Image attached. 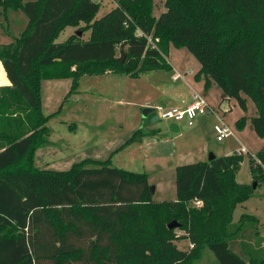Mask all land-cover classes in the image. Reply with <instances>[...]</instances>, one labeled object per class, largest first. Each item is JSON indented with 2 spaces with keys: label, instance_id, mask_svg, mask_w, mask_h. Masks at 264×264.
<instances>
[{
  "label": "trees",
  "instance_id": "trees-1",
  "mask_svg": "<svg viewBox=\"0 0 264 264\" xmlns=\"http://www.w3.org/2000/svg\"><path fill=\"white\" fill-rule=\"evenodd\" d=\"M0 7L1 14L21 10L28 18L19 37L0 44L11 82L0 86V134L7 140L0 142V264H192L204 247L218 264H264L259 218L244 213L234 221L237 206L255 190L237 180L243 153L177 166L178 197L164 201L153 200L147 173L112 164L115 153L145 136L143 128L106 161L85 160L67 170L40 169L33 161L21 167L34 150L50 145L48 122L62 109L43 112L44 80L71 78L67 99L85 75L138 78L172 70L171 46L197 58L196 77L206 90L218 85L243 109L241 93L251 96L252 125L264 136V0H117L102 17L100 0H0ZM82 22L89 39L72 34L57 42L64 26ZM245 122L238 119L237 128ZM255 156L250 170L258 186L264 148ZM175 220L179 226L169 229ZM179 229L191 251L176 246Z\"/></svg>",
  "mask_w": 264,
  "mask_h": 264
},
{
  "label": "rangeland",
  "instance_id": "rangeland-1",
  "mask_svg": "<svg viewBox=\"0 0 264 264\" xmlns=\"http://www.w3.org/2000/svg\"><path fill=\"white\" fill-rule=\"evenodd\" d=\"M100 2L101 8L98 12L97 17H102L111 9H113L114 6H116L113 0H100ZM155 9L156 14H158L160 10L164 9L163 2L159 1ZM1 11L2 8L0 7V44H7L10 43L14 39V37H19L22 34L27 26L26 23L28 22V18L26 14L21 10H10L7 15L3 13L1 14ZM85 25L86 24L82 22L77 26H64L58 35L57 42L65 41L68 36L72 34H77L78 36H80L79 32H82L80 36L81 38L85 40L89 39L90 30H87ZM168 59L173 62V64H175L178 70H184L183 72H187L188 69H192L196 73H198L201 67L197 58L185 47L176 48L172 46ZM152 72L154 73L153 77H157V75L166 73L163 70ZM148 73L149 72L141 74V77L147 75ZM85 77L83 78V81H85ZM141 77H129L131 78L132 85L130 94H132V98H134L131 99V101H136L138 102V104L140 102V98H143V94L145 92L143 91V93H141L139 89L138 91L136 89V86L141 87L143 86V84H145V82H143L144 78ZM63 83L65 85V82ZM69 83H71V81ZM168 85L172 84L169 83ZM202 92H205L204 94L209 103L218 109L219 115L223 119V122L231 127V129L235 133L234 135L226 137L223 141H218L214 127L221 121L218 117L210 115L212 120H206L208 122L202 128V137L208 144V147L203 148L202 150L203 155L201 154V151H197L195 152V154L187 155V157L179 155L178 153H173L172 150L174 149V145L172 143V140H167L163 142L165 143V150H161L159 149V147H155V150L163 153H159L158 156H156V153H151L148 160V162L150 163L149 165L146 162V158L148 159V155H145L143 153L145 150L142 148H138L137 145L139 144L136 143H134L133 146L126 150L122 149L118 151L115 154V157L113 155L111 158L113 163H115L118 167L127 169L129 171L150 174V182L152 183L151 186H156L157 182H159L158 190L155 194L153 193V200L155 201L174 200L178 197L176 184L177 166L198 162L200 160H207L211 153L215 154L216 156L230 155L235 152H239L243 146H246L250 150V153H243L244 162L242 163L241 170L237 174V180L241 183H248L250 185L254 184V176L250 170L251 155L256 154L264 148V136L258 135L252 125V118L257 115V106L255 101L251 96L241 93V95L246 99L247 105L246 108L243 109L235 97H227V99H223L226 95L223 90L216 84L212 85L211 88L207 91L204 90ZM81 96H78V98L75 96H69L62 106L59 116L53 119L50 123V127L53 131H51L50 140L56 141V146L58 148H61V150L63 149L61 151L62 155L59 154L60 151L57 148L50 149L47 152L46 149L49 147L47 145L42 147V149L34 150V152H32L22 162V168H28L29 163L33 161V166L40 169L60 168L62 170H67L70 169L74 164L80 163L85 160H95L93 158H107L112 148L119 146L126 140L129 133L125 137L120 136L119 138L112 139L114 141L110 139L109 143L105 144V142L109 139L108 137L113 136V134L116 132V130H112V128L116 125H114L112 122H107L106 128L104 129L105 125L99 126L95 122L88 125L84 122H86L87 117L90 115L94 114V116L98 118L99 112L104 111L105 113H107L108 107L107 105L100 104L98 100H95L96 95L94 94L88 95V97L90 98H88L89 101L86 103L83 102V97H85L84 94H82ZM56 97L57 93H55V99ZM78 99L80 101H78ZM138 106H135L133 104L126 105V107L131 109V113L133 115L137 110V115L134 120H140L141 122L139 125H137V129L143 128L148 130L149 128H157V133L162 132V134L163 132L167 131L166 129H169V132L172 133L169 128L170 121L160 119L155 123H149L142 116V111L146 107H140V105ZM84 107H86V110L88 111L87 116H85L83 113ZM242 117L246 118L245 126L243 127V129H238L236 126V122ZM180 125V132L182 134L186 133L188 129L193 127L188 126L184 121L181 122ZM125 126L126 129L129 127V125ZM1 127L2 125H0V131L2 130ZM7 131H9V129H7ZM127 132L128 131H126V133ZM116 134L120 135L124 133L116 132ZM174 134H179V132ZM163 138H166L165 134ZM181 139L183 145L186 146L188 139L187 133ZM4 141L7 142V140L2 138L0 134V142L3 143ZM99 144H102V146H100L99 149H94ZM67 146H69V148H67ZM70 146H72V148L75 150H72ZM128 146L129 145H127L126 147ZM153 165H157L158 167L155 166V169L153 170L149 169ZM19 167L20 165H18L14 170L19 169ZM254 194L255 196L251 200L252 205H249L251 211L250 209H248L247 212L255 214L260 219V233L262 236H264V180H261L259 182V185L254 190ZM238 211L239 209L235 213V222L239 221ZM175 232L180 235V238L175 241L176 246L181 250L191 251L192 247L190 241L184 237V231L179 229ZM192 264H218V261L213 252L209 248L204 247L201 252V258Z\"/></svg>",
  "mask_w": 264,
  "mask_h": 264
},
{
  "label": "crops",
  "instance_id": "crops-1",
  "mask_svg": "<svg viewBox=\"0 0 264 264\" xmlns=\"http://www.w3.org/2000/svg\"><path fill=\"white\" fill-rule=\"evenodd\" d=\"M27 1H29V0H27ZM162 10H160L159 13ZM159 13H158V15H159ZM27 23H26V25H27ZM169 62L171 63V65L173 67L172 70L165 71L166 73H164L162 75H157V77H153V74H154L153 72H149L147 75H144L142 77L140 75L141 78H144L143 82H145V84H143V86H141V87L136 86V89H137V91L139 89L141 93H143V91H145V92L143 94V98H140L139 104L136 101H133V100L131 101V99H134V98H132L133 95L130 94V91L132 89V85H131V78H129V77H131V76L125 75V74L124 75L115 74V73H111V72L103 74V75H85L87 77L83 76L81 78L82 80L80 79V81H82V82L79 83L76 92L74 94H72L70 97L75 96L78 98V96H81L82 94H84L85 97H83V102L86 103L89 101L88 100V98H90V97H88L89 94L96 95L95 100H98L100 104L107 105L108 112L107 113H105L104 111L99 112L98 118H96L94 116V114L90 115L87 117L86 122H84V123L90 125L91 123L95 122L99 126L105 125V127H104V129H105L106 123L112 122L114 125H116V126H114L115 128L114 127L112 128V130H116V132L124 133V134L119 135V134H116V132H115L113 134V136L108 137L109 139H108V141L105 142V144H108L110 139L111 140L116 139V138H119L120 136L125 137L129 133L127 138H126V140H127L131 137L132 133L135 130H137V125H139L141 122H140V120H138V121L134 120V118L137 115V110L135 111V114L133 115L131 113V109L126 107V105L133 104L135 106L140 105V107H153V108H156L159 106H162L165 108L185 107L191 102L193 94L195 92H201L205 96V94H204L205 92H202V91H204V90L207 91V90L205 89V86H204L205 82H204L203 78L198 79L196 77L197 73L192 69H188L187 72H183L184 70H178V68H176V66H175V64H173V62H171L170 60H169ZM179 73H181L183 75V77H176ZM84 77L86 78L85 81H83ZM140 77H138V78H140ZM69 80L71 81V83H69L70 82ZM63 82H65V85ZM72 82L73 81L71 78L49 79V80L43 81V83H42V108H43V112L46 115L53 114L62 108V106L65 103L66 96L72 87ZM169 83H171L172 85H168ZM9 85H11V82L8 78V75H7L6 70L4 68L3 62L0 59V86H9ZM213 85H215V84H213ZM68 89H69V91H68ZM55 93H57L56 99H55ZM223 99H227V96H225ZM78 101H80V100L78 99ZM83 113L85 116L88 115V111L86 110V107H84ZM58 116L59 115L50 119V121L48 122L49 127H50V123L52 122V120L57 118ZM205 116H208V117H205ZM198 119H197L198 122L196 120L195 125H193V127L188 129V131L186 132L187 138H188L186 146L183 145L182 139H181L183 136H185L186 133L182 134L180 132L181 131L180 123L178 124L175 122H170L169 128H170L172 133L169 132V129H166L167 131L163 132V134H162V132L157 133V131H156L157 128H149L148 130L144 129L145 136H143L139 141H135V142L129 144L128 147H125L122 149L126 150V149L130 148L131 146H133L134 143L139 144V145H137V147L142 148L147 152L146 153L144 151L143 153L145 155H148V159L146 158V162L148 165L150 164L148 162V160H149L151 153L152 154L156 153V156H158L159 153H163V152H158L157 150H155V147H159V149L165 150L166 149V148H164L165 143H163V142L167 141V140H172V143L174 145V149L172 150L173 153H178L179 155H183V156L187 157V155L195 154V152L201 151V154L203 155L202 150H203V148H207L208 144L202 137V128L207 124V122L209 120H212V119H211L210 115H202L201 117L199 116ZM206 120H208V121H206ZM125 125H129V127L126 129ZM51 131H52V129H51ZM126 131H128V132L126 133ZM178 132H179V134H174V133H178ZM164 134H165L166 138H163ZM234 134L235 133H233L232 135H234ZM50 139H51V136H50ZM126 140L122 144H120L119 146L112 148L110 150L107 158H105V159L93 158V159L98 160V161H106L112 155L113 151L120 148L126 142ZM112 141H114V140H112ZM50 142L51 143H50V145H48L49 147L46 149V151L48 152V150H50V149L57 148L60 151L59 154H61V151L63 149L61 150V148H58L56 146V141L50 140ZM100 146H102V144L97 145V147H95L94 149H99ZM67 148H69V146H67ZM70 148L72 150H75L72 148V146H70ZM243 148H246L250 152V150L246 146H243L240 149V151ZM40 149H42V148H40ZM122 149H120V150H122ZM115 154H114V157H115ZM207 160H209V158ZM200 161H206V160H200ZM112 164L114 166H117L115 163H113V161H112ZM155 166H157V165H155ZM155 166L153 165L149 169L153 170V169H155L154 168ZM172 167H174V166H172ZM56 170H62V169L58 168ZM148 179L150 182L151 181L150 180V174H148ZM153 181H155V180H153ZM158 183L159 182H157V184L155 186L154 194L158 190ZM150 184H152V183L150 182ZM244 184H248V183H244ZM254 196H255V194L253 195V197ZM253 197H251L249 200H247L243 204H240L237 206L235 213L239 209V211H238L239 219H240L242 214L249 213V212H247V210L250 209L249 205L250 206L252 205L251 200ZM152 198H153V196H152ZM242 211H244V212H242ZM250 211H251V209H250ZM235 213H234V217H235ZM250 214H253V213H250ZM253 215H255V214H253ZM190 244H191V247H193L191 242H190Z\"/></svg>",
  "mask_w": 264,
  "mask_h": 264
},
{
  "label": "built area",
  "instance_id": "built-area-1",
  "mask_svg": "<svg viewBox=\"0 0 264 264\" xmlns=\"http://www.w3.org/2000/svg\"><path fill=\"white\" fill-rule=\"evenodd\" d=\"M117 5V0H113ZM139 35H145L141 31ZM147 39L152 47H156L155 41L151 36H147ZM176 77H183L179 73ZM155 110L159 114L160 119L167 120L170 122L181 123L186 122L188 126H193L196 123V120L199 116L202 115H214L220 119V123L216 124L214 129L217 135L218 141H223L226 137L232 135L234 132L231 127L223 122V119L219 115V111L216 107L208 102L206 97L201 92H195L193 94L191 102L185 107H169L165 108L162 106L156 107ZM250 153L246 148H243L239 153ZM254 157L255 154H252ZM198 205H201V201L197 202Z\"/></svg>",
  "mask_w": 264,
  "mask_h": 264
},
{
  "label": "water",
  "instance_id": "water-1",
  "mask_svg": "<svg viewBox=\"0 0 264 264\" xmlns=\"http://www.w3.org/2000/svg\"><path fill=\"white\" fill-rule=\"evenodd\" d=\"M82 32H79V35L81 36ZM125 45L126 43H123L120 47V52H121V59L122 61L125 60L126 58V53H125ZM142 116L144 119H146L149 123H155L157 121L160 120L159 114L157 113V111L155 110V108L153 107H146L143 109L142 111ZM174 126V125H173ZM216 157L215 154L211 153L209 156V160H212ZM254 188L257 187V182H254L253 184ZM152 192H155V186L151 187ZM179 226V223L175 220L173 222H171L168 227L169 229H174L177 228Z\"/></svg>",
  "mask_w": 264,
  "mask_h": 264
}]
</instances>
